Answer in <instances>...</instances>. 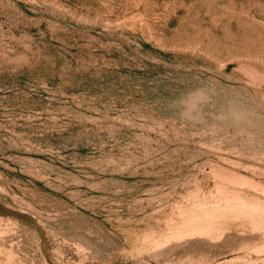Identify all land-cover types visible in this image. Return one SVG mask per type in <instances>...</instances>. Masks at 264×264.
<instances>
[{
    "label": "rangeland",
    "instance_id": "rangeland-1",
    "mask_svg": "<svg viewBox=\"0 0 264 264\" xmlns=\"http://www.w3.org/2000/svg\"><path fill=\"white\" fill-rule=\"evenodd\" d=\"M0 264H264V0H0Z\"/></svg>",
    "mask_w": 264,
    "mask_h": 264
}]
</instances>
